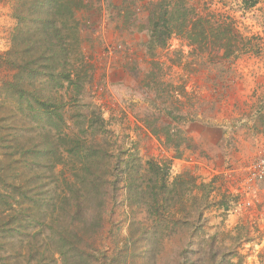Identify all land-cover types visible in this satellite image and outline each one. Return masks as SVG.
Masks as SVG:
<instances>
[{
	"label": "rangeland",
	"instance_id": "1",
	"mask_svg": "<svg viewBox=\"0 0 264 264\" xmlns=\"http://www.w3.org/2000/svg\"><path fill=\"white\" fill-rule=\"evenodd\" d=\"M158 1L0 0V264H264V0L185 1L223 59L151 50Z\"/></svg>",
	"mask_w": 264,
	"mask_h": 264
},
{
	"label": "trees",
	"instance_id": "2",
	"mask_svg": "<svg viewBox=\"0 0 264 264\" xmlns=\"http://www.w3.org/2000/svg\"><path fill=\"white\" fill-rule=\"evenodd\" d=\"M185 1L187 0H159L150 8L148 20L150 24L149 45H151V50L167 48L173 36H180L188 40L191 49L209 51L208 54L211 59L229 58L240 50V43H238L237 38L238 33L231 21L225 19L221 20L220 23H214L208 16H202L199 12L189 8ZM240 1L246 9L255 8L262 2V0ZM53 8L54 6L50 1H44L43 4L38 5V14L48 15ZM37 21L40 24L42 23V27L45 28L43 25L45 20L38 18ZM53 32L55 38H57L60 36L61 30L54 25ZM75 38L77 39V36ZM221 52H224L223 55H221ZM28 70L31 71L32 69L29 68ZM65 80L70 84L76 83L70 76L65 77ZM11 86L13 88L19 87V85L14 83H11ZM184 93H186L185 89ZM20 97L21 99L24 98L22 94ZM35 102L42 109L51 107L46 101L42 102L36 99ZM169 115L177 120L182 118L175 117L173 111H169ZM147 124L153 132L157 133L150 123ZM168 132L170 134V131ZM176 133L179 134L181 131ZM168 140L170 141V139Z\"/></svg>",
	"mask_w": 264,
	"mask_h": 264
},
{
	"label": "built area",
	"instance_id": "3",
	"mask_svg": "<svg viewBox=\"0 0 264 264\" xmlns=\"http://www.w3.org/2000/svg\"><path fill=\"white\" fill-rule=\"evenodd\" d=\"M249 177L250 182H260L264 180V156H262L261 159H259V161L256 163L255 168Z\"/></svg>",
	"mask_w": 264,
	"mask_h": 264
}]
</instances>
